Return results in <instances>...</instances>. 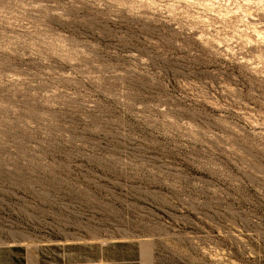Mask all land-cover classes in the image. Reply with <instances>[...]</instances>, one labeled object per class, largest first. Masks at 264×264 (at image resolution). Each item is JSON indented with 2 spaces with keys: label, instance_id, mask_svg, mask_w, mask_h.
<instances>
[{
  "label": "rangeland",
  "instance_id": "374dc122",
  "mask_svg": "<svg viewBox=\"0 0 264 264\" xmlns=\"http://www.w3.org/2000/svg\"><path fill=\"white\" fill-rule=\"evenodd\" d=\"M263 38L264 0H0V245L264 264Z\"/></svg>",
  "mask_w": 264,
  "mask_h": 264
},
{
  "label": "crops",
  "instance_id": "0c3cea01",
  "mask_svg": "<svg viewBox=\"0 0 264 264\" xmlns=\"http://www.w3.org/2000/svg\"><path fill=\"white\" fill-rule=\"evenodd\" d=\"M28 248L20 245H0V264H105L113 263L115 259H109L105 254L99 258H68L66 256L50 257L49 260L41 258L40 249ZM120 263V262H117Z\"/></svg>",
  "mask_w": 264,
  "mask_h": 264
},
{
  "label": "bare ground",
  "instance_id": "6f19581e",
  "mask_svg": "<svg viewBox=\"0 0 264 264\" xmlns=\"http://www.w3.org/2000/svg\"><path fill=\"white\" fill-rule=\"evenodd\" d=\"M245 14V13H244ZM242 15V14H241ZM257 29V28H256ZM255 30V29H254ZM258 37V38H262V35H261V32H259V31H256L255 32V37ZM264 39V38H263ZM259 41V40H258Z\"/></svg>",
  "mask_w": 264,
  "mask_h": 264
}]
</instances>
